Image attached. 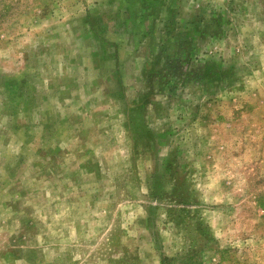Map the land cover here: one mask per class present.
<instances>
[{
  "label": "rangeland",
  "instance_id": "1",
  "mask_svg": "<svg viewBox=\"0 0 264 264\" xmlns=\"http://www.w3.org/2000/svg\"><path fill=\"white\" fill-rule=\"evenodd\" d=\"M0 264H264V0H0Z\"/></svg>",
  "mask_w": 264,
  "mask_h": 264
}]
</instances>
